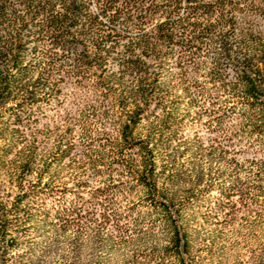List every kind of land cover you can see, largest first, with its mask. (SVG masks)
I'll return each mask as SVG.
<instances>
[{
    "label": "trees",
    "instance_id": "obj_1",
    "mask_svg": "<svg viewBox=\"0 0 264 264\" xmlns=\"http://www.w3.org/2000/svg\"><path fill=\"white\" fill-rule=\"evenodd\" d=\"M260 20L264 0H0V168L11 161L18 184L12 198L0 180V264H26L17 252L34 211L62 230L91 226L118 243L135 240L147 217L134 215L135 192L165 227L170 264H203L184 219L196 195L168 191L180 172L164 158L175 142L187 151L207 144L232 162L261 153L264 74L252 55L264 57ZM113 60L117 71L108 70ZM184 103L188 115L178 118ZM192 110L201 128L187 137L179 128ZM244 132L251 137L243 146ZM67 158L79 170L72 186L45 183ZM253 161L264 166L263 157ZM219 192L204 223L234 216L239 192Z\"/></svg>",
    "mask_w": 264,
    "mask_h": 264
},
{
    "label": "rangeland",
    "instance_id": "obj_2",
    "mask_svg": "<svg viewBox=\"0 0 264 264\" xmlns=\"http://www.w3.org/2000/svg\"><path fill=\"white\" fill-rule=\"evenodd\" d=\"M91 9L96 11L93 3ZM258 24V29L264 32V21L260 20ZM214 48V52H217L219 44H214ZM214 52L204 59V72L212 66ZM239 55L248 56L250 52L244 51ZM252 55L253 64L255 67H261L264 74V57L261 58L255 53ZM117 69V60L111 61L108 70ZM34 88L36 94H42L40 87ZM22 98L26 99L27 95ZM195 112L192 110L179 128V132L187 137H192L193 132L201 128V124L196 123L194 119ZM236 112L240 110L236 109ZM186 113L187 105L184 103L178 118H182ZM238 123L243 126H238L239 129H248L247 120H238ZM75 133L79 134L80 131ZM144 133V130L140 129L136 137H144ZM242 137L244 146L251 135L244 132ZM18 149L9 160L15 159ZM255 151V148L250 149L245 154H240L236 162H232L231 156L222 157L211 151L207 144L204 148L192 144L187 151L185 146H177L175 142L170 153L171 159L164 158L167 162L176 159L180 172L179 178L173 184H166L168 191L175 193L177 198L190 193L196 195L190 196L192 202L184 212V219L189 222L192 251L196 257H202L203 264H264V166L253 161L254 156L264 159V148L257 155ZM10 162L7 161V165L0 168V180L6 183L8 189L14 188L13 198L17 193L15 186L18 184L15 166ZM70 163L67 158L61 166L53 167L51 172L44 176L43 181L56 188L72 186V179L79 170ZM235 164H238V168ZM39 169L41 170V166ZM37 177V173L32 174L23 183L29 187L37 181ZM105 179L106 177L94 179L91 186L102 185ZM209 188L212 190L208 191ZM221 189L239 192L233 196V199L238 201L234 216L228 221L221 218L218 223L211 219L204 223L202 217L207 214V206L221 199ZM135 193V196L129 199V202L135 203L134 215L147 216L143 231L135 240L118 243L109 239L105 231L97 232L91 226L62 230L49 226L43 221L40 213L34 211L33 221L27 224L20 234V247L17 252L21 256L19 260L26 264H132L133 260L138 259L139 264H157L164 260L166 264H170L168 257L163 253L167 243L165 227L161 222L152 223V218L146 215L149 207L140 200L142 193ZM241 197L250 199L248 203H241Z\"/></svg>",
    "mask_w": 264,
    "mask_h": 264
}]
</instances>
